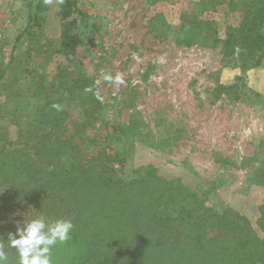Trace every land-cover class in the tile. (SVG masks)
<instances>
[{"label":"trees","instance_id":"obj_1","mask_svg":"<svg viewBox=\"0 0 264 264\" xmlns=\"http://www.w3.org/2000/svg\"><path fill=\"white\" fill-rule=\"evenodd\" d=\"M77 2L59 1L58 14L65 23L53 43L45 34L49 0H25L27 20L18 37H23L24 48L13 47L0 69L2 118L18 119L20 127L14 143L0 123V234L14 232L24 216L43 215L74 224L70 240L54 247V264H264V205L259 235L246 216L231 208L218 209L220 201L211 200L218 197L221 177L194 190L180 177L158 175L151 164L131 177L118 175L111 163L123 162L119 151L111 154L101 148L89 156L98 144L89 130L101 109L95 80L76 60L73 66L78 69L57 68L51 81L45 71L53 45L75 56L79 44L75 32L88 18L76 8ZM215 3L219 0L194 5L201 14ZM228 4V13L243 18L240 26L228 25L222 44L226 56H240L241 62L234 57L227 62L232 60L242 75L235 83L219 82L214 91L240 98L246 96V85L240 87L243 75L264 60V0ZM215 24L207 23L206 36L216 34ZM182 28L186 37L202 34L199 25L183 23ZM240 41L241 52L234 47ZM71 102L81 103L86 116L74 120L67 106ZM7 254L9 264H17L15 250L7 249Z\"/></svg>","mask_w":264,"mask_h":264},{"label":"rangeland","instance_id":"obj_2","mask_svg":"<svg viewBox=\"0 0 264 264\" xmlns=\"http://www.w3.org/2000/svg\"><path fill=\"white\" fill-rule=\"evenodd\" d=\"M24 1L0 0V69L13 47L24 42L23 37L18 40L27 20ZM59 1L48 3L45 34L53 43L65 23L58 14ZM227 1L219 0L199 14L193 0H78L76 8L88 18L75 32V56L52 44L45 71L51 81L57 68L78 69L76 60L95 80L101 109L89 130L98 142L89 156L101 148L111 154L119 151L123 162L111 163L118 175L131 177L151 164L158 175L180 177L194 190L221 177L218 197L211 199L220 201L216 207L238 211L263 235L258 222L264 183L258 181H264V60L243 75L240 87L246 85V96L214 91L219 82L235 83L242 75L232 60L227 62L228 57L241 62L240 56H226L222 44L228 25L240 26L243 18L228 13ZM211 21L216 22V34L206 36ZM183 23L199 25L202 34L184 36ZM243 46L242 41L234 45L240 52ZM104 73L113 78L119 74L123 82L106 81ZM4 101L0 96V104ZM67 106L74 120L86 116L81 103ZM2 115L0 123L16 143L19 120Z\"/></svg>","mask_w":264,"mask_h":264},{"label":"clouds","instance_id":"obj_3","mask_svg":"<svg viewBox=\"0 0 264 264\" xmlns=\"http://www.w3.org/2000/svg\"><path fill=\"white\" fill-rule=\"evenodd\" d=\"M103 78L109 82L113 79L119 83L123 82L119 74L113 78L110 73H104ZM53 107L58 109L59 105L53 104ZM73 228V222L65 218L24 216L22 222L15 224L14 232L0 234V264H9L7 249L15 250L17 264H54V247L69 241Z\"/></svg>","mask_w":264,"mask_h":264},{"label":"crops","instance_id":"obj_4","mask_svg":"<svg viewBox=\"0 0 264 264\" xmlns=\"http://www.w3.org/2000/svg\"><path fill=\"white\" fill-rule=\"evenodd\" d=\"M193 1H199V0H193Z\"/></svg>","mask_w":264,"mask_h":264}]
</instances>
